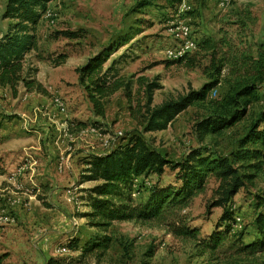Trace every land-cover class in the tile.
I'll list each match as a JSON object with an SVG mask.
<instances>
[{"label": "rangeland", "instance_id": "rangeland-1", "mask_svg": "<svg viewBox=\"0 0 264 264\" xmlns=\"http://www.w3.org/2000/svg\"><path fill=\"white\" fill-rule=\"evenodd\" d=\"M6 2L0 0V29L3 32L12 22L2 18ZM183 2L190 9L179 11L165 7L164 0H156L145 8L137 7L135 0H50L47 3L46 12L36 27L38 47L26 55L24 71L30 72L31 77L42 83L47 92L44 97H48L59 119L67 122L68 138L79 141L92 139L96 143L92 142L93 145L87 149L101 152L139 136L171 162L181 160L192 148H204L219 155H228L236 148L253 114L264 104L263 100L254 103L243 120L220 134L201 138L196 124L209 113L211 102L221 100L231 86L248 80L256 73L258 64L264 63V0H243L241 5L232 9L226 8L232 6L234 0H229L227 4L221 0H203L201 5L196 0ZM218 6L226 11L222 10L215 16ZM181 24L189 25L194 34L200 24L206 32L196 38L198 47L188 54L192 65L172 63L165 55V49L176 40ZM66 30L76 32L77 36L60 34ZM121 38L127 41L115 47L105 66L114 63L118 76L128 88H122L108 97L106 114L100 117L87 99L85 88L79 81L78 69L88 58L105 46L111 48ZM208 39L212 40V44L201 47L200 41ZM60 54L66 55V61L57 64ZM216 80L217 84L209 91L206 103L188 107L165 130L146 131L139 123L150 88L152 105H160L190 90H200ZM257 84L258 92L262 94L264 83ZM33 96L37 99L40 95L35 92ZM56 96L65 102L64 112L56 107ZM25 104L28 103L19 101L22 107ZM15 111L20 114L18 109ZM15 111L0 114V127L4 126L5 119L16 124L22 121V114H14ZM28 130L20 131L15 138L0 135V189L11 186L14 191L8 199L0 196V254H7L2 264H47L50 260L55 264H264V251L253 253L242 249L258 236L253 224L254 203L256 195L264 194V170L258 174L253 185L240 189L233 198L231 206L234 214L242 216L243 228L228 234L215 248L206 244L220 222L223 209L212 206L218 182L210 177L204 191L181 212L186 227L198 231L196 237L174 234L154 221H113L107 231L112 238L109 249L85 252L83 246L86 242L96 235H103L81 216L87 206L85 202H80L86 196L84 190L93 187L96 182H83L85 167L78 169L76 183L63 188L66 190V201L72 204L69 213L57 201H53L54 205L48 203L52 201L42 190L32 198L27 197L34 193L33 186L29 183L19 187L21 177L15 170L19 169V165L15 166L16 162L20 160L22 165L24 159L14 152L16 148L11 153H6L5 148L14 145L21 149L36 142L33 129L28 127ZM83 149L86 148L79 150ZM85 154L88 155L79 159L81 163L91 155L88 152ZM3 179L6 181H1ZM12 182L14 185H11ZM155 184H178L175 171L167 165L161 175L137 178L132 191L135 203H143ZM22 192L26 194V200L21 199ZM39 198L47 202L43 203ZM47 203L51 206L49 210L44 209ZM19 207L26 209L23 216H27H22V219ZM33 216L41 222L49 217L50 228L41 231L30 228ZM70 237L80 240L78 249L59 250Z\"/></svg>", "mask_w": 264, "mask_h": 264}, {"label": "trees", "instance_id": "trees-1", "mask_svg": "<svg viewBox=\"0 0 264 264\" xmlns=\"http://www.w3.org/2000/svg\"><path fill=\"white\" fill-rule=\"evenodd\" d=\"M50 0H7L3 19L12 22L7 30L0 29V86L9 87L13 97L23 86L26 92L46 94L42 83L24 71L26 55L38 47L36 27L46 12ZM136 6L145 8L156 0H135ZM166 6L174 9L183 0H164ZM66 37L77 36L76 32L61 31ZM99 51L88 58L79 67V81L84 86L88 101L97 116L104 117L108 97L122 88H128L124 80L118 76L115 64L105 66L115 47L127 41L126 38ZM212 40L200 41L201 47H208ZM66 55L60 54L57 64L64 63ZM172 63H188L192 65L188 54ZM219 73L220 70L217 69ZM264 83V63H259L248 80L231 86L229 92L221 99L210 103L209 113L196 124L201 138L222 133L243 120L249 108L256 102L264 101V91L258 92V84ZM217 84V80L205 84L200 90H190L177 99H170L160 105H152V89L142 107L144 115L139 121L146 131L165 130L174 119L188 107L206 103L209 91ZM132 109V108H131ZM136 119L138 116L131 112ZM83 182H96L84 190L86 196L82 200L89 207L81 214L91 227L103 232L102 236H94L85 243L84 251H106L112 238L107 234L113 221L158 222L169 231L186 237H196L198 231L187 228L181 212L192 200L202 193L210 177L217 180L218 186L212 206L221 207L223 213L216 230L210 234L206 245L215 248L232 231L234 210L231 206L234 196L248 184L253 185L258 174L264 170V104L253 114L246 132L239 138L237 146L228 155L208 152L204 148H192L176 162L167 160L165 155L150 148L147 143L135 136L125 144H119L105 154H91L83 160ZM169 165L175 171L178 184H155L149 189L147 199L136 204L132 196L136 178L150 174L161 175ZM49 205V204H47ZM257 238L242 249L250 252L264 251V194L255 196L254 219ZM224 227L223 230H218ZM80 240L70 237L66 246L77 250ZM7 254H0V264ZM47 264H55L50 260Z\"/></svg>", "mask_w": 264, "mask_h": 264}, {"label": "crops", "instance_id": "crops-1", "mask_svg": "<svg viewBox=\"0 0 264 264\" xmlns=\"http://www.w3.org/2000/svg\"><path fill=\"white\" fill-rule=\"evenodd\" d=\"M196 1H198L200 5L203 3L200 2L203 0ZM242 1L243 0H234L232 6H229L226 9H232V7L235 8L236 6L241 5ZM226 9L218 6L216 8L217 11L215 16L218 15V13L222 12V10L226 11ZM215 19L217 21L218 17ZM213 21L215 20L213 19ZM195 29L197 30V33H193L195 38H197L203 32L206 33L204 31L203 25L199 24ZM21 90L23 91L22 93ZM34 94L35 92H26L24 87L21 86L17 96L13 97L11 91L9 90V87L0 86V114H8V111H15V109H18L20 114H22V121H20L19 124H16L14 121L8 122V120L5 119L3 121L4 126L0 127V135L15 138L16 136L20 135V131H29L28 127L30 129H33L34 137H36V142H34L32 145H25L21 149L18 148L19 146L17 147L14 145L5 148L6 153H11L14 151L13 149L16 148L14 152L21 154L22 156H20V158L23 157L22 159H24L22 165L19 164L20 160L15 164L16 167L19 165V169H15L17 174L19 173V176L21 177V184L19 185V187H22L23 185L27 186L29 183H31L34 193L30 194L27 197L32 198L34 194L42 190L45 195H48V199H51L52 201H48V203H52L54 205L53 201H57L58 204L62 208L66 209L67 213H69L72 209V204L66 201V190L63 188H69L73 184H75L78 180V169L86 167V165H84V163H81L79 159L85 157V155H88L85 154V152L99 155L107 153L108 150L101 152L89 151V149L87 148L93 145L92 142L96 143L92 139L79 141L75 138H68L67 133L69 129L65 126L67 122L63 123L59 119V115L51 107L48 97L46 99L43 94L38 93V95L40 96L36 99L34 98L35 96H33ZM13 100L16 101L17 104L16 102H12ZM19 101L27 102L28 104H25L26 108L25 106L22 107L21 105H19ZM12 104H14V107ZM13 113L20 115L16 111ZM1 119L2 116H0V120ZM82 147L86 149L79 150ZM1 181L6 180L3 179ZM11 185H14V182H12ZM13 193L14 191L11 186L0 189V196L6 197L7 199L12 197ZM21 194V199L26 200V194L24 192H22ZM41 200L43 203H45L46 201L43 199ZM80 202L83 204L84 201ZM8 203V201L5 202L6 205H8ZM50 204L45 206L44 209L49 210L51 207ZM88 210V206H85V208H83V212ZM18 211L22 219V216L26 213V209H21L19 207ZM25 216H23V218ZM31 220L32 218L29 219L30 223ZM33 220L34 222L31 223L30 228L36 229L38 231L50 228L49 217H46V219L44 218V222H41L35 216H33Z\"/></svg>", "mask_w": 264, "mask_h": 264}, {"label": "built area", "instance_id": "built-area-1", "mask_svg": "<svg viewBox=\"0 0 264 264\" xmlns=\"http://www.w3.org/2000/svg\"><path fill=\"white\" fill-rule=\"evenodd\" d=\"M223 3H228L229 0H221ZM186 7V8H185ZM179 11H182L184 9H190V6H186L184 2L178 7ZM179 32L176 36V40L173 41V44L171 46L167 47L165 49V55L170 60L178 59L184 55L190 54L193 50L197 49L198 42L195 38L192 29L189 25L181 24L178 26ZM55 105L61 112H64L66 110V104L65 102L58 96L55 98ZM137 181V178L134 181L133 186L135 185V182ZM232 224V231H241L243 228V218L239 214H234V218L231 222ZM59 250L63 252L69 251L68 247L66 245H63L59 248Z\"/></svg>", "mask_w": 264, "mask_h": 264}]
</instances>
